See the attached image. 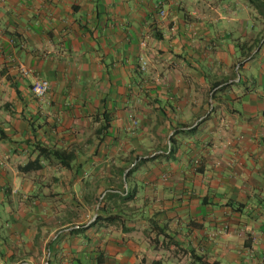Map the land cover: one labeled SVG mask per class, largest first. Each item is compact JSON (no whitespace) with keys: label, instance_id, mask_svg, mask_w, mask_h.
Here are the masks:
<instances>
[{"label":"crops","instance_id":"crops-1","mask_svg":"<svg viewBox=\"0 0 264 264\" xmlns=\"http://www.w3.org/2000/svg\"><path fill=\"white\" fill-rule=\"evenodd\" d=\"M211 263L264 264V18L0 0V264Z\"/></svg>","mask_w":264,"mask_h":264},{"label":"trees","instance_id":"trees-1","mask_svg":"<svg viewBox=\"0 0 264 264\" xmlns=\"http://www.w3.org/2000/svg\"><path fill=\"white\" fill-rule=\"evenodd\" d=\"M246 2L248 3L249 6L253 7L256 10V12L260 14L261 17L264 18V0H246ZM40 149L42 152L45 150V148L42 147ZM57 154H59L60 157L63 158L62 163H64V165H67L68 161L72 159L71 153L58 151ZM125 176L126 178L128 177L127 174ZM127 195L128 197H130L131 192L127 191ZM211 264H218V263H211Z\"/></svg>","mask_w":264,"mask_h":264},{"label":"built area","instance_id":"built-area-1","mask_svg":"<svg viewBox=\"0 0 264 264\" xmlns=\"http://www.w3.org/2000/svg\"><path fill=\"white\" fill-rule=\"evenodd\" d=\"M161 15H164V11H160ZM23 72L28 73V69L22 68ZM49 90V82L44 79H36L31 84V91L33 95L37 98H44Z\"/></svg>","mask_w":264,"mask_h":264}]
</instances>
